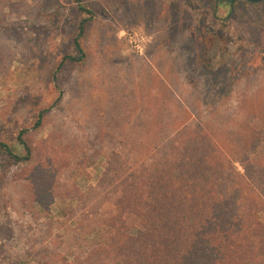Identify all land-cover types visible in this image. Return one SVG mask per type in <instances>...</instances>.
Returning a JSON list of instances; mask_svg holds the SVG:
<instances>
[{
	"label": "rangeland",
	"instance_id": "374dc122",
	"mask_svg": "<svg viewBox=\"0 0 264 264\" xmlns=\"http://www.w3.org/2000/svg\"><path fill=\"white\" fill-rule=\"evenodd\" d=\"M84 1L93 11L84 38L86 58L59 69L63 57L74 54L72 40L82 16L77 1L1 2L6 15L0 12V140L23 154L15 135L30 127L34 159L18 162L0 152V264H38L48 240L77 226L70 210L79 212L80 204L68 199L63 210L58 196L54 201L47 196L43 201L50 207L43 209L36 198L42 190L31 184L44 186L48 177H34L30 169L47 164L56 171V195L76 188L86 192L103 159L87 168L92 159L83 162L62 152L68 143L100 141L92 134L103 114L127 116L106 143L140 141L144 113L145 119L159 112L188 117L193 125L202 118L211 129L225 127L220 143L227 149L244 143L239 133L233 140L227 130H244L247 136L250 127L256 146L247 155L264 161V0ZM46 107H51L47 120L35 129L36 115ZM167 116L170 141L175 133ZM77 167L86 168L80 173Z\"/></svg>",
	"mask_w": 264,
	"mask_h": 264
},
{
	"label": "trees",
	"instance_id": "16d2710c",
	"mask_svg": "<svg viewBox=\"0 0 264 264\" xmlns=\"http://www.w3.org/2000/svg\"><path fill=\"white\" fill-rule=\"evenodd\" d=\"M76 1L82 16L72 40L74 54L64 56L57 69L86 58L84 38L93 11L84 0ZM1 2L0 12L6 15ZM174 102L180 113L186 111L182 102ZM50 108L37 113L35 129L45 124ZM165 115L156 112L145 119L142 114L139 143L105 142L110 131L120 129L121 119L127 117L124 113L101 115L98 133L92 134L93 139L101 138L97 143H68L62 154L83 162L92 159L87 168L103 159L96 183L86 192L76 188L56 195V171L47 164L30 169L34 177H48L44 186L31 184L42 190L36 198L42 200L43 209L50 207L43 201L47 196L81 206L79 212L70 210L77 226H66L65 233L48 240L38 264H264V161L247 155L256 146L253 128L247 127V136L244 130H227L233 132V140L238 133L244 140L230 143L227 149L220 143L225 127L211 129L202 118L193 125L183 118L186 114L183 119L166 115L172 124L168 129L175 133L168 141ZM29 132L30 127H23L15 135L23 154L5 140H0V152L18 162L33 161ZM52 227L49 224L48 237L54 236Z\"/></svg>",
	"mask_w": 264,
	"mask_h": 264
},
{
	"label": "flooded vegetation",
	"instance_id": "af4514ba",
	"mask_svg": "<svg viewBox=\"0 0 264 264\" xmlns=\"http://www.w3.org/2000/svg\"><path fill=\"white\" fill-rule=\"evenodd\" d=\"M218 1H222L223 3L233 4V3H235L238 0H218ZM247 1H249V0H247Z\"/></svg>",
	"mask_w": 264,
	"mask_h": 264
},
{
	"label": "water",
	"instance_id": "95a60500",
	"mask_svg": "<svg viewBox=\"0 0 264 264\" xmlns=\"http://www.w3.org/2000/svg\"><path fill=\"white\" fill-rule=\"evenodd\" d=\"M249 1H252V2H259V1H262V0H249Z\"/></svg>",
	"mask_w": 264,
	"mask_h": 264
}]
</instances>
